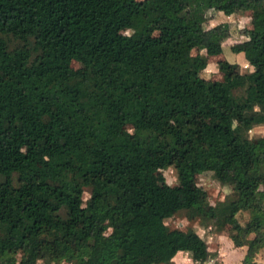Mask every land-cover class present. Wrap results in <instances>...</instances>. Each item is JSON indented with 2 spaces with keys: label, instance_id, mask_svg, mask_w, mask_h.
I'll list each match as a JSON object with an SVG mask.
<instances>
[{
  "label": "trees",
  "instance_id": "1",
  "mask_svg": "<svg viewBox=\"0 0 264 264\" xmlns=\"http://www.w3.org/2000/svg\"><path fill=\"white\" fill-rule=\"evenodd\" d=\"M210 10L249 11L229 45L249 70L219 59L221 79L200 76L229 32L203 26ZM262 125L264 0H0V264H157L178 250L203 264L205 239L164 220L204 225V171L229 186L211 230L261 264L264 135L248 131ZM170 165L177 182L159 183Z\"/></svg>",
  "mask_w": 264,
  "mask_h": 264
},
{
  "label": "rangeland",
  "instance_id": "2",
  "mask_svg": "<svg viewBox=\"0 0 264 264\" xmlns=\"http://www.w3.org/2000/svg\"><path fill=\"white\" fill-rule=\"evenodd\" d=\"M226 21L229 27V32H228V38H225L224 41H222L221 44V51L217 54H212L207 56V64L203 69L200 70V76L206 79H221V72L217 69L216 67V62L219 59H225L226 61L230 63L237 62V59L235 57L238 56L239 52H232L229 49V45L231 43H234L235 41H238L244 37L243 34H245V31L247 27L250 26L249 23V11L248 10H243V11H238L235 13H231L230 15H225L222 12H217L210 10L207 12V19L205 22H203L204 27H209L213 24H216L218 22ZM113 28L116 31L127 33L129 31V28L127 26H113ZM7 45L9 47L15 45L16 43L19 44V40L14 37H7L6 38ZM28 43H31V39H28ZM204 53L203 49H197V48H192L191 53ZM71 65L73 67H79L80 64L71 61ZM239 65V64H238ZM237 66V65H235ZM241 66V65H240ZM242 67V66H241ZM249 111H257L256 108H252ZM247 111V112H249ZM248 135L251 137H256L258 135H264V126H256L251 128L248 131ZM70 166H72L70 164ZM158 174V182L159 183H168V184H175L177 182L176 179V171L173 166H167L163 169H159L157 171ZM14 184L16 183L15 180L13 182ZM192 183H195L197 185H200L202 188L205 189L207 192V200H208V205L205 207V214H204V225L201 224V222L197 218H186L183 215V212L180 210L174 211L170 213L165 218V223L169 228L177 227L180 229H185L187 227H193L196 232L202 236L207 245L208 248L215 253V255L211 258L208 259L207 262L203 264H219V260L216 256L217 253V246L220 244V248L224 253V258L227 261L228 264H237V259L240 255V251L236 248H230L229 243L225 240L227 237V230L223 229L219 232H221L220 236L218 237L216 235L217 231H212L211 227L212 224L208 220L209 216L212 213V205L213 203L221 199L226 193L229 191V186L225 184L219 183L217 180H215L211 176V172L209 171H204L199 174H196L193 178ZM88 197V189L86 187L83 188L82 191V199L84 200L85 198ZM236 219L240 222L243 223L247 217L248 213L245 210H240L235 214ZM189 252H183L182 256L180 257V263L179 264H199L195 263L191 260L189 257ZM255 257L259 258L264 263V247L263 248H257V253H255ZM40 262H37L39 264ZM173 261H170L165 264H173Z\"/></svg>",
  "mask_w": 264,
  "mask_h": 264
},
{
  "label": "crops",
  "instance_id": "3",
  "mask_svg": "<svg viewBox=\"0 0 264 264\" xmlns=\"http://www.w3.org/2000/svg\"><path fill=\"white\" fill-rule=\"evenodd\" d=\"M217 12H221V11H217ZM228 15H230V14H228ZM243 35H244V37L242 39L245 38V34H243ZM228 37L229 36H226L225 38H228ZM225 38L223 39V41L225 40ZM242 39H240V40H242ZM235 59H237V62H234V63H231V64H235V65L239 66L242 70H249L250 69V65L247 64V62L245 61V59H244V57H243L241 52L238 53V56L235 57ZM220 233L221 232H218V233H216V235L219 237L221 235ZM225 240L229 243L230 248H236V249H238L240 251V255H239L238 259H237V264H241V261H242V259L245 256L246 246L245 245L233 246L232 242H231V240H230V238L228 236L226 237ZM217 249L218 250H217L216 256H217V258L219 260V264H228L227 261L224 258V253H223V251L220 248V244H218ZM183 252H186V251L185 250H178V251L175 252V254L168 261L159 262L157 264H165V263H168L170 261H173L174 262L173 264H179L181 262L180 261V257L182 256ZM255 253H257V250L255 251ZM189 257H190V254H189ZM254 259L256 261L260 262L261 264H264L261 260H259V258H256L255 256H254Z\"/></svg>",
  "mask_w": 264,
  "mask_h": 264
}]
</instances>
